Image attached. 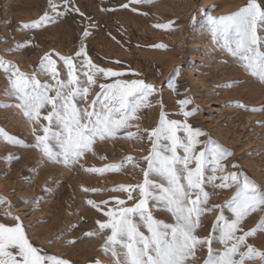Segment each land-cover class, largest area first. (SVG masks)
Instances as JSON below:
<instances>
[{
	"label": "rangeland",
	"instance_id": "374dc122",
	"mask_svg": "<svg viewBox=\"0 0 264 264\" xmlns=\"http://www.w3.org/2000/svg\"><path fill=\"white\" fill-rule=\"evenodd\" d=\"M260 2L264 5V0ZM125 3L129 4L128 8L121 7ZM247 3L248 0H150L140 4H132L130 0H73V7L79 12L70 11L58 22L41 29H23L22 24L31 23L49 11L48 0H0V57L16 64L24 74L31 76L41 58L49 53L64 79L66 70L59 56L75 55L85 27L90 35L83 43L91 61L99 67L124 73L108 79L97 76L98 83L92 87L87 102L79 105L81 108L88 107L95 99L100 91L99 83L142 79L159 90L148 97L147 106L138 109V118L130 121L132 127L121 130L115 138L97 140L92 151L67 167L48 161L32 147L33 124L20 109L0 107V129L23 142L9 143L0 136V198L8 202L0 205V223L15 225L16 221L8 218L6 212L19 217L33 246L69 264H96L97 261L113 264L110 253L102 250V239L84 235L98 230V220H107L87 201L99 204L112 197L125 199V193L110 189L142 183V169L147 167L143 157L151 150L146 130L151 131L158 125L161 104L168 119L183 120L178 114V101L185 99L192 101L186 110L198 108L188 123L206 133L199 139L211 138L232 153L223 161L226 166L223 173L209 169L206 177L237 171L264 189V111L246 110L264 107V83L246 73L226 50L213 42L208 22L209 16L233 14ZM169 24V29L155 27ZM18 44L26 46L17 49ZM161 44L166 47H157ZM38 79L53 83L48 76L41 75ZM229 84L235 86L226 87ZM7 86L5 75L0 71V105L16 103L4 95ZM36 127L39 129V125ZM128 132L136 133L137 138H127ZM127 157L133 158L131 163H125L118 172L98 174L84 170L119 165ZM218 183L219 180L205 184V191L210 194L207 207L223 205L235 192L234 188H216ZM84 188L96 191L85 192ZM132 204L133 201H128V206ZM219 214L220 209L216 208L202 216L196 234L201 238L212 234L213 249L222 251L219 233L213 231ZM224 214L231 217L227 210ZM152 215L174 223L165 210L152 208ZM262 219L264 211L258 210L240 227L248 231ZM247 242L264 251V232H257ZM206 257L207 249H198L186 264H204Z\"/></svg>",
	"mask_w": 264,
	"mask_h": 264
},
{
	"label": "snow or ice",
	"instance_id": "6c2138e0",
	"mask_svg": "<svg viewBox=\"0 0 264 264\" xmlns=\"http://www.w3.org/2000/svg\"><path fill=\"white\" fill-rule=\"evenodd\" d=\"M148 2L150 0H130L132 4ZM48 6L49 11L39 19L20 27L41 29L58 22L70 11L79 12L78 8L73 7V0H48ZM121 7L128 8L129 4ZM208 22L213 42L226 50L246 73L264 83V5L260 0H248L244 7L230 15L209 16ZM155 27L169 29L171 25ZM89 35L85 27L81 46L75 55L59 56L66 70L64 79H61L57 62L49 53L41 58L31 76L21 72L16 64L0 57V71L8 84L4 95L16 101L14 105L3 104L0 107L20 109L33 124L35 143L32 147L38 149L48 161L66 167L78 163L86 152L92 151L97 140L115 138L121 130L132 127L130 121L138 118V109L147 106L148 97L159 91L155 85L142 79L99 83L100 91L95 99L88 107L81 108L79 105L87 102L92 87L97 85V76L108 79L124 75L99 67L91 61L83 43V39ZM24 46L18 44L16 48ZM157 47L166 46L161 44ZM175 72L179 74L178 69ZM41 75L50 77L53 83L41 82L38 79ZM190 103L192 101L187 99L178 101V114L183 116V120L168 119L161 104L158 125L151 131L146 130L151 150L143 157L147 167L142 169V183L110 189L125 193V199L112 197L99 204L93 200L87 201L107 220H98V230L84 235L100 237L102 250L105 254L110 253L113 264H186L195 251L203 248L207 249L204 264H247L257 260L264 264V251L247 242L257 232H264V219L248 231L240 227L251 214L264 211V189L237 171L206 177L209 169L213 173H223L226 167L223 161L232 153L211 138L207 141L199 139L206 133L188 123V118L198 111V108L186 110ZM236 106L245 107L243 104ZM45 109H48L46 113L43 111ZM246 110L264 111V107ZM0 136H4L9 143L23 144L2 129ZM127 138H137V134L128 132ZM132 159L127 157L119 165L84 170L98 174L118 172ZM236 167L233 165V168ZM216 180L220 181L215 184L216 188H234L235 192L223 205L207 207L210 194L205 191V184ZM83 191L96 190L84 188ZM134 193H138V196H134ZM110 201L113 206H109ZM128 201H133L132 206H128ZM6 203L4 198H0V205ZM152 208L170 213L174 223L157 219L152 215ZM216 208L220 209V214L213 224V231L219 233L218 242L223 245L222 251L213 249L212 234L203 238L196 234L201 217ZM225 210L231 213V217L225 216ZM5 215L16 223L13 226L0 223V264H69L67 260L48 255L43 249L33 246L19 217H12L8 212ZM240 232L243 234H238ZM242 248L245 250L241 251Z\"/></svg>",
	"mask_w": 264,
	"mask_h": 264
}]
</instances>
